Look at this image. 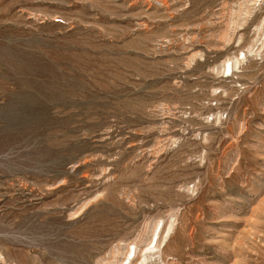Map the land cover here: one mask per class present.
Wrapping results in <instances>:
<instances>
[{
  "label": "rangeland",
  "instance_id": "374dc122",
  "mask_svg": "<svg viewBox=\"0 0 264 264\" xmlns=\"http://www.w3.org/2000/svg\"><path fill=\"white\" fill-rule=\"evenodd\" d=\"M133 247L264 264V0H0V264Z\"/></svg>",
  "mask_w": 264,
  "mask_h": 264
},
{
  "label": "bare ground",
  "instance_id": "6f19581e",
  "mask_svg": "<svg viewBox=\"0 0 264 264\" xmlns=\"http://www.w3.org/2000/svg\"><path fill=\"white\" fill-rule=\"evenodd\" d=\"M239 61V60H238ZM238 61H236L235 63H237ZM232 66H233V64H232ZM234 67V66H233ZM226 68V67H225ZM226 72H227V75L226 76H229V73H232V69H231V65L229 64L228 66H227V69L225 70ZM158 242H159V239L157 240ZM158 242H156V245L152 248V249H149V250H155L156 249V247L158 248V246H157V243ZM130 246V245H129ZM136 247V246H135ZM135 247H133V249L135 248ZM135 250H137L136 248L134 249V251H132V250H129L128 252V254H132L133 256H131L132 258H131V260H129V263L128 264H137L136 263V261H135V255H136V252L137 251H135ZM157 250V249H156ZM153 251H151V252H153ZM150 252V251H149ZM128 258V257H127ZM130 259V258H129ZM150 259V258H149ZM127 260V259H126ZM139 260V259H138ZM139 262V261H138ZM123 264V263H122ZM139 264H141V262L139 263Z\"/></svg>",
  "mask_w": 264,
  "mask_h": 264
}]
</instances>
